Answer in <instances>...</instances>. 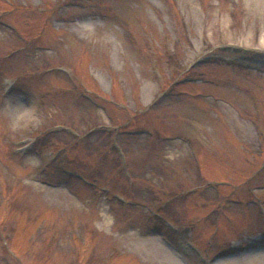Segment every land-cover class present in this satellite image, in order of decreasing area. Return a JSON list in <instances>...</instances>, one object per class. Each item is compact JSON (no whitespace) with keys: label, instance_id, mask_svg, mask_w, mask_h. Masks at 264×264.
I'll list each match as a JSON object with an SVG mask.
<instances>
[{"label":"rangeland","instance_id":"obj_1","mask_svg":"<svg viewBox=\"0 0 264 264\" xmlns=\"http://www.w3.org/2000/svg\"><path fill=\"white\" fill-rule=\"evenodd\" d=\"M264 264V0H0V264Z\"/></svg>","mask_w":264,"mask_h":264},{"label":"bare ground","instance_id":"obj_2","mask_svg":"<svg viewBox=\"0 0 264 264\" xmlns=\"http://www.w3.org/2000/svg\"><path fill=\"white\" fill-rule=\"evenodd\" d=\"M149 250H147L148 253H151L152 255L156 256V258H159L163 263L165 264H183L180 259L169 249L166 248L163 244H159L157 241L152 240L148 244ZM259 254L263 258L264 262V249L259 250Z\"/></svg>","mask_w":264,"mask_h":264}]
</instances>
